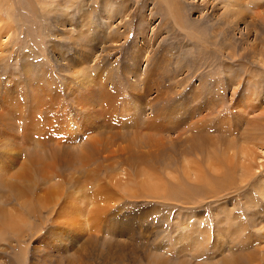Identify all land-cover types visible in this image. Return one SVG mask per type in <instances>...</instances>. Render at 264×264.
Masks as SVG:
<instances>
[{"label":"rangeland","instance_id":"374dc122","mask_svg":"<svg viewBox=\"0 0 264 264\" xmlns=\"http://www.w3.org/2000/svg\"><path fill=\"white\" fill-rule=\"evenodd\" d=\"M263 57L264 0H0V264H264Z\"/></svg>","mask_w":264,"mask_h":264},{"label":"bare ground","instance_id":"6f19581e","mask_svg":"<svg viewBox=\"0 0 264 264\" xmlns=\"http://www.w3.org/2000/svg\"><path fill=\"white\" fill-rule=\"evenodd\" d=\"M241 9V8H240ZM235 14V13H234ZM240 13H237L236 12V15H239ZM223 33V32H222ZM211 48V47H210ZM225 56H227V55H225ZM231 56H233V55H231ZM234 58V57H233ZM264 58V57H263ZM229 61V60H228ZM237 61V60H236ZM233 63H234V61H233ZM130 69V68H129ZM128 69V70H129ZM252 69V68H251ZM127 70V71H128ZM130 71V70H129ZM239 76V75H238ZM236 74H235V76H234V79H236L237 80V77H238ZM241 77V76H240ZM226 78H229V79H227V82L229 83V85H230V87H231V82L229 81V80H232L231 78H232V75L229 73V77H226ZM219 79H220V77L218 78V80L217 79H215V83L217 82V81H219ZM225 79V78H224ZM248 79H250V78H248ZM247 79V80H248ZM203 82H202V84L197 88V89H199L198 90V92L199 91H202V92H205V91H207V87H206V82L204 81V79L202 80ZM242 81H243V79H242ZM241 81V82H242ZM252 81L254 82V79L252 78ZM240 82V83H241ZM252 82V83H253ZM258 82V81H257ZM218 83V82H217ZM221 83V82H220ZM237 83V84H236ZM238 84H239V80H237V81H233V92H231V93H233V94H231V103H232V101H233V98H234V96L236 97V93L237 92H239L238 91V88L239 87H237L238 86ZM242 84V83H241ZM244 84V83H243ZM258 83H256V88L258 89V90H260V91H262L263 90V88H260L258 85H257ZM260 85V84H259ZM228 86V85H227ZM241 87V86H240ZM244 87H245V85H244ZM254 86H251V89H250V91H249V93L251 94V96H254V91H256L255 90V88H253ZM192 88V87H191ZM195 88V87H194ZM222 89V88H221ZM241 89V88H240ZM194 90V89H193ZM223 91V90H222ZM228 91V90H227ZM231 91V90H230ZM243 91H244V93H245V89L243 88ZM201 92V93H202ZM263 92V91H262ZM243 93V92H242ZM242 93H240V95L237 97V99L235 100V102H233L232 104H231V107H230V110H234L233 112L235 113L236 112V110H238V111H241L242 110V106H245V107H248V103H250L251 102V106L252 107H254V97H256V96H254V97H252L249 101H248V99H249V97H250V95H246V94H242ZM200 94V93H199ZM207 94V93H206ZM242 94V95H241ZM208 95V94H207ZM212 95V94H211ZM217 95V94H216ZM224 95V94H223ZM257 95V94H256ZM209 97H210V95H209ZM208 96H207V98H209ZM212 97V96H211ZM83 99L84 100H86V102H89V100H88V98L87 97H83ZM107 101V100H106ZM245 103V104H244ZM88 104V103H87ZM244 104V105H243ZM187 105V104H186ZM225 105H228V103H227V101L225 102V99H223V98H217L216 96H213L211 99L209 98V102H208V104H206V106L203 108L204 110L205 109H207L209 112H213V111H217L218 110V112L222 109V108H224V106ZM197 106V105H196ZM190 106H188V108H189ZM257 108V107H256ZM191 110H193L192 112H194L195 113V111H197V109H201V107H195V108H190ZM225 109V108H224ZM188 110V109H187ZM193 113V114H194ZM220 113V112H219ZM233 113V114H234ZM247 113V112H246ZM229 114V113H228ZM242 114V113H241ZM235 117H237V122L239 123L241 120H243V118L242 117H240V116H238V113H235ZM231 116V115H230ZM228 119V118H227ZM201 120H204V119H201ZM226 120V119H225ZM258 120V119H257ZM199 121L200 120H198V123H199ZM257 121H255V123H256ZM234 123H236V122H234ZM251 123V122H250ZM149 125H151V123L149 122L148 123ZM204 124V123H203ZM202 124V121H201V126L203 125ZM237 124V123H236ZM240 124V123H239ZM199 125V126H200ZM235 125V124H234ZM251 126H252V124H251ZM194 127V125H190V129L188 130V131H191V128H193ZM198 127V125H197V123H196V127L195 128H197ZM237 127H238V125H237ZM232 130V132H234L233 131V127L231 128ZM242 129V128H241ZM219 130V129H218ZM229 130H230V128H229ZM234 130H236L235 128H234ZM253 130H254V136H255V141H258V136L260 137L259 139H260V141H263V144H264V125L262 124H259V122H258V124L255 126V128H253ZM229 133H230V131H229ZM237 133V132H236ZM202 134H203V132H202ZM246 134V133H245ZM200 136H202V135H200L199 134V137ZM251 137H253V136H251ZM190 140V143L192 144V145H195V143L197 142V141H200L199 139L200 138H198V137H194V136H192V137H188ZM187 138V139H188ZM202 138V137H201ZM193 139H196V140H193ZM247 139V138H246ZM205 140V139H204ZM194 141H196V142H194ZM246 141V140H245ZM199 143V142H198ZM197 143V144H198ZM262 143V142H261ZM232 146H231V143H230V148H231ZM261 147H262V151H264V146H262L261 145ZM229 149V148H228ZM234 152V151H233ZM246 153V152H245ZM264 153V152H263ZM248 155V154H247ZM246 160V159H245ZM249 160V159H248ZM262 161H263V159H262ZM263 165V164H262ZM264 166V165H263ZM262 167V166H261ZM250 168H251V166H250ZM244 172V171H243ZM250 172H248V171H245V173H244V175H245V177H244V179H245V181H249L248 180V178L251 176L250 174H249ZM250 175V176H249ZM243 179V180H244ZM223 181V180H222ZM244 182V181H243ZM216 187V186H215ZM263 192H264V190H263ZM264 194V193H263ZM262 194V196H264ZM263 199V198H262ZM247 205H248V203H247ZM248 208V207H247ZM251 208V207H250ZM247 211H250L251 212V210L249 209V210H247ZM255 216V215H254ZM253 220V219H252ZM256 224V223H255ZM254 224V225H255ZM244 227V226H243ZM246 228V227H245ZM206 229V228H205ZM251 229V228H250ZM240 230V229H239ZM235 247V246H234ZM240 249L242 248V247H239ZM246 248V247H245ZM234 249V248H233ZM235 250V249H234ZM236 251V250H235ZM241 252V251H240ZM240 256V255H239Z\"/></svg>","mask_w":264,"mask_h":264}]
</instances>
